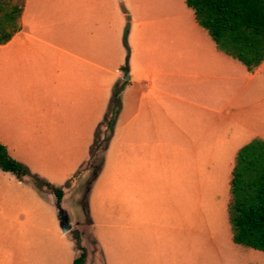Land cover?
<instances>
[{
  "label": "crops",
  "instance_id": "0c3cea01",
  "mask_svg": "<svg viewBox=\"0 0 264 264\" xmlns=\"http://www.w3.org/2000/svg\"><path fill=\"white\" fill-rule=\"evenodd\" d=\"M199 28L186 0H24L21 30L0 44V127L19 142L64 150L93 138L114 90L123 85L106 152L117 154L118 170L125 168L132 200L141 190L140 175L152 180L165 172L166 157L196 153L192 127L199 110L213 112L227 99L223 116L239 126L246 100L240 108L234 104L242 82L257 79L249 94L264 93V61L249 72ZM182 108L189 125L184 139L176 117ZM171 221L154 247V240L139 236L145 228L134 225L137 218L126 216V264H208L204 257L198 261L196 242L194 250V242L182 240L179 218L177 227Z\"/></svg>",
  "mask_w": 264,
  "mask_h": 264
},
{
  "label": "rangeland",
  "instance_id": "374dc122",
  "mask_svg": "<svg viewBox=\"0 0 264 264\" xmlns=\"http://www.w3.org/2000/svg\"><path fill=\"white\" fill-rule=\"evenodd\" d=\"M3 1L9 7L20 5L21 0ZM256 82L244 80L234 104L240 108L246 100L244 124L236 126L224 118L229 102L224 98L213 112L199 110L192 127L196 153L183 151L180 159L166 157L165 172L152 180L140 175L141 190L139 194L134 190L132 200L126 197L125 168L118 170L119 157L106 152L109 142L92 156L95 134L89 141L51 150L45 143L19 142L1 126L4 145L30 174L18 180L0 170V264H73L78 256L73 230L80 232L88 264H126L125 219L130 215L137 218L134 225L145 228L138 231L139 236L154 240V247L160 235L168 234L174 217L176 227L179 218L182 240L194 242V250L196 242L198 261L204 257L208 264H264V252L233 243L228 212L236 152L264 136V93L249 94ZM186 112L184 108L176 112L183 139L189 126ZM174 169H180V175ZM35 177L63 189L60 208L71 225L68 233H63L55 195ZM73 224L78 228L72 229Z\"/></svg>",
  "mask_w": 264,
  "mask_h": 264
},
{
  "label": "trees",
  "instance_id": "16d2710c",
  "mask_svg": "<svg viewBox=\"0 0 264 264\" xmlns=\"http://www.w3.org/2000/svg\"><path fill=\"white\" fill-rule=\"evenodd\" d=\"M194 11L200 27L206 30L217 48L254 71L264 61V0H186ZM24 0L20 5L9 7L0 0V44L9 41L21 30ZM128 30V29H127ZM127 30L125 45L127 44ZM128 58V57H127ZM127 64L123 71H127ZM122 86L113 92L110 106L101 125L95 132L91 148L94 156L107 146L114 135L121 111ZM103 144L105 146L103 147ZM0 170L22 180L30 174L29 169L14 159L0 143ZM56 196L58 207L64 196L62 188L35 177ZM232 241L236 245L264 252V140L254 139L237 153L231 172L230 199L228 203ZM61 220L67 214L60 208ZM76 242L78 256L73 264H87V252L81 245L79 230L71 231Z\"/></svg>",
  "mask_w": 264,
  "mask_h": 264
},
{
  "label": "water",
  "instance_id": "95a60500",
  "mask_svg": "<svg viewBox=\"0 0 264 264\" xmlns=\"http://www.w3.org/2000/svg\"><path fill=\"white\" fill-rule=\"evenodd\" d=\"M126 79H129V76ZM61 226L63 228V233H67V232H69L71 230V225L68 224V219L67 218L61 220Z\"/></svg>",
  "mask_w": 264,
  "mask_h": 264
}]
</instances>
